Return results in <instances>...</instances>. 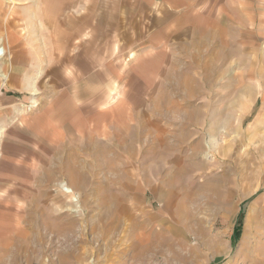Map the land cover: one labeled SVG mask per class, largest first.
I'll use <instances>...</instances> for the list:
<instances>
[{
    "label": "rangeland",
    "instance_id": "obj_1",
    "mask_svg": "<svg viewBox=\"0 0 264 264\" xmlns=\"http://www.w3.org/2000/svg\"><path fill=\"white\" fill-rule=\"evenodd\" d=\"M45 1L0 0V264H264V0Z\"/></svg>",
    "mask_w": 264,
    "mask_h": 264
},
{
    "label": "crops",
    "instance_id": "obj_2",
    "mask_svg": "<svg viewBox=\"0 0 264 264\" xmlns=\"http://www.w3.org/2000/svg\"><path fill=\"white\" fill-rule=\"evenodd\" d=\"M55 1L57 2L55 7H53V6L50 7L49 1H48V3L46 1L44 2L43 9H42V13L44 15V18L51 20L52 18L57 17L56 15L58 13V10H60L62 7H61V3L58 4V2L60 0L59 1L55 0ZM8 27L10 28V30ZM2 28L7 30V32H6L7 35L5 38H3V40H4L3 43L5 44V42H7V45L10 49V46L16 41L15 39L19 36V33L16 31L17 28L11 20H9L8 23L6 25H4ZM12 29H15V30H12ZM5 39H7V40H5ZM9 79H10V76H9Z\"/></svg>",
    "mask_w": 264,
    "mask_h": 264
},
{
    "label": "bare ground",
    "instance_id": "obj_3",
    "mask_svg": "<svg viewBox=\"0 0 264 264\" xmlns=\"http://www.w3.org/2000/svg\"><path fill=\"white\" fill-rule=\"evenodd\" d=\"M4 41V40H3ZM1 54V53H0Z\"/></svg>",
    "mask_w": 264,
    "mask_h": 264
}]
</instances>
